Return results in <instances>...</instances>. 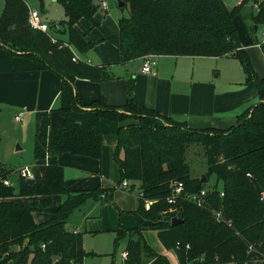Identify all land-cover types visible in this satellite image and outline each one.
<instances>
[{
    "label": "trees",
    "instance_id": "obj_1",
    "mask_svg": "<svg viewBox=\"0 0 264 264\" xmlns=\"http://www.w3.org/2000/svg\"><path fill=\"white\" fill-rule=\"evenodd\" d=\"M129 8L128 16L118 20V48L120 61L151 55L226 56L239 61L246 82L254 81L259 100L243 110L236 123L229 128L191 129L185 123L161 115L136 102L131 88L125 103L107 105L103 97L92 101L98 115L112 121L130 122L117 129V143L113 158L119 169V183L130 181L141 196L134 211L137 224L116 231L115 244L127 237L123 264H170L155 252L144 238V230H156L161 244L175 250L178 264H211L230 262L245 264L247 248L253 255L264 254V76H258L246 50L240 45L233 23L243 0L227 8L223 0H121ZM66 21L67 40L52 42L50 33L35 30L28 24V6L24 0H4L0 14V46L9 52L20 53L37 60L63 80L62 92L71 107L56 109L63 118V127L49 128L48 113L41 119L34 137L33 154L47 163L32 167L34 183L28 185L16 176L14 184L0 181V258L12 264H70L82 262L93 252L83 249L81 233L65 228L72 211L88 199H95L102 190L70 191L63 178L57 157L64 153L99 158L102 133L93 125L77 122L70 116V108H78V97L72 82L75 78L101 80L108 77L101 67L73 61L74 47L79 52L90 48L95 41H87L74 27L81 18L93 20L99 8L98 0H58ZM255 25H264V0L256 13L251 14ZM62 23V24H63ZM66 43V46L60 44ZM264 55V41L259 42ZM164 120L165 122L157 121ZM191 144L204 147L207 170L201 177H192L185 153ZM123 151V157L119 152ZM10 169H0V178L11 179ZM215 183L206 186L208 177ZM183 183V195L175 204L167 202L171 183ZM207 187L202 206L185 197ZM62 194L63 202L52 210L51 217L36 223L33 207L7 198L14 196ZM152 201L145 208V201ZM176 208L182 221L174 225L162 213ZM213 211L221 213L217 222ZM189 248H186V245ZM202 259V262L200 261Z\"/></svg>",
    "mask_w": 264,
    "mask_h": 264
},
{
    "label": "crops",
    "instance_id": "obj_2",
    "mask_svg": "<svg viewBox=\"0 0 264 264\" xmlns=\"http://www.w3.org/2000/svg\"><path fill=\"white\" fill-rule=\"evenodd\" d=\"M24 1L29 9H35L28 0ZM106 3L107 8L99 6L93 20L81 18L74 25L87 41L95 43L84 52H79L74 47H71V51L79 61L101 67L108 77L101 80L77 77L72 82L79 103L78 108H70V116L81 124L93 125L103 136L99 158L69 152L57 157L64 182L70 191H89L95 188L102 190L99 197L86 200L72 211L71 214L75 210L81 214L79 224L71 227L65 224V228L73 233L116 232L121 227L128 229L137 224L134 211L139 192L136 188L119 186V169L113 158L117 129L129 123L130 119L117 122L103 118L89 106L92 101L103 97L107 105H122L131 88L137 103L183 122L188 128L201 130L231 127L243 110L259 100L255 82H246L244 71L234 58L203 57L224 60L222 63L219 61L220 70L215 74L204 68L193 69L190 74L185 73L182 70L186 60L182 57L185 56L152 55L154 63L148 73L141 71L144 57L121 62L117 45L121 8L118 3L119 9L111 8L108 0ZM225 5L229 9L233 7ZM40 14L42 20L49 25L44 15ZM233 23L240 45L247 51L255 73L260 77L264 76V55L259 42L253 40V35L249 36L246 27L236 25L234 20ZM257 28L256 25L255 29ZM48 33L57 40H67L65 32L60 38L53 35L49 27ZM234 62H238V65ZM62 86L60 75L44 67L41 62L20 53L9 52L0 46V134L4 138V142L0 144L2 151L6 150L8 155L21 156L24 149L33 150L34 137L39 132L44 113H48L50 129L58 130L63 127V118L56 109L71 107V101L62 92ZM20 112L21 119L16 120L15 116ZM119 157H123L122 150ZM46 163V159L38 160L34 157V163L30 167ZM64 198L62 194H49L15 196L13 200L33 207V219L40 223L51 217V211ZM164 212L162 216L166 214ZM172 213L171 211L169 217ZM98 255L100 254L94 256ZM176 261L178 263L177 259ZM82 262L84 264V259Z\"/></svg>",
    "mask_w": 264,
    "mask_h": 264
},
{
    "label": "rangeland",
    "instance_id": "obj_3",
    "mask_svg": "<svg viewBox=\"0 0 264 264\" xmlns=\"http://www.w3.org/2000/svg\"><path fill=\"white\" fill-rule=\"evenodd\" d=\"M225 3L229 6H234L235 4H239L243 0H224ZM263 0H248L242 4L241 12L234 17V22L236 25H243L249 31V36L253 35V40L261 42L262 35L261 32L264 29L263 24H258L257 29H255V24L252 21L251 14L256 13L259 9L260 2ZM31 7L39 10L49 23L50 31L53 35H57L58 37L62 38L64 36V30L66 31V24L63 23L66 21V16L63 10V7L58 0H28ZM110 7L117 8V0H108ZM257 6L258 9L255 7ZM3 8V0H0V14ZM122 16H128L129 8L123 7L121 10ZM63 23V24H62ZM59 29V30H58ZM66 33V32H65ZM67 36V33H66ZM57 41V39H56ZM61 46H66L67 44L64 42L60 44ZM247 52V51H246ZM147 54L145 56H148ZM194 56H185L182 57L185 60V65L183 66L182 70L190 74L193 69H206L211 74H215L217 70L220 68L218 67L219 61L222 63L224 60H215L209 58H203L205 56H196V58H191ZM201 57V58H197ZM250 60V58H249ZM251 61V60H250ZM238 63V62H234ZM238 65V64H237ZM1 108V105H0ZM13 120V119H12ZM157 121L165 122L162 119H158ZM14 124V122H13ZM14 126V125H13ZM4 142L3 136L0 134V144ZM186 162L190 166V174L192 177L200 178L202 177L207 170L206 166V159L204 153V147L201 144H191L185 153ZM34 163V154L33 150L24 149L21 156H12L6 153V150L2 151L0 149V169H10L12 172L11 180L14 182L17 176L15 170L22 168V167H30ZM216 181L214 175H210L208 177V182L206 186H210L214 184ZM4 185V184H3ZM207 188V187H205ZM15 197V196H14ZM14 197L7 198V200H13ZM172 208L166 210L163 214L164 220L169 219V215L171 214ZM175 212L172 213L171 217L176 216L173 215ZM81 214L78 210H75L71 216L67 219V227H71L73 224H79L80 219L79 216ZM115 237L116 232H96L95 233H82V241L83 245L85 246L86 252L95 253L94 255L100 254L98 256H94L93 254L88 255L84 258V264H122V252L125 251L127 237L124 235L120 237L118 243L115 244ZM144 238L147 244L157 253H161L164 255L170 262V264H178L176 261L175 250L176 249H169L165 250L163 245L161 244L156 230L148 228L145 231ZM173 250V251H170ZM175 253V254H174ZM0 264H12L11 260L4 261V258H0ZM143 264H150V261H147Z\"/></svg>",
    "mask_w": 264,
    "mask_h": 264
},
{
    "label": "built area",
    "instance_id": "obj_4",
    "mask_svg": "<svg viewBox=\"0 0 264 264\" xmlns=\"http://www.w3.org/2000/svg\"><path fill=\"white\" fill-rule=\"evenodd\" d=\"M98 3L100 5V7H102L103 9L107 8L106 0H98ZM255 7L258 9L257 6H255ZM27 20H28V24L30 25L31 28H33L35 30L43 31L45 33H48L49 25L45 21L42 20L41 14H40V12L38 10L29 9L28 10V19ZM261 35H262V41H264V29L262 30ZM49 38H50V40L52 42L56 41V39L52 35H49ZM69 47L71 49V46H69ZM151 57H152L151 54L148 55V56H144L145 61H144L143 67L141 69V71L143 73H148L150 71L151 66L154 63ZM72 60L73 61H79L75 57L74 53H73V56H72ZM21 116H22V112L18 113L15 116V119L16 120H20ZM15 171H16L18 177H23L24 179L34 178V172H33L32 167L25 166V167H22V168H19V169L15 170ZM0 181L4 185H7V186H11V185L14 184V182L9 177L0 178ZM129 184L130 183H129L128 180L123 179L119 183V186L121 188H127L129 186ZM171 186H172V190H171V194L167 198V202L169 204H175L177 198H179L181 195H183L182 193H183L184 186H183V183L181 181H174V182L171 183ZM207 193H208V190H207V188L204 187V188H201L198 192L187 193L185 195V197H186V199L188 201H190L191 203L195 204L196 206H202V205H204L205 196H206ZM139 195L141 196V193H139ZM151 202L152 201H150V200H146L145 201V208L146 209L149 208V205L151 204ZM172 212H176V208H172ZM213 215H214V218H215V220L217 222L222 221L221 213L219 211H213ZM180 246H181L180 243L176 242L174 249H178ZM185 247L189 248V245L187 244ZM171 251H173V250H171ZM253 253H254V248L252 246H249L247 248V254L249 256H248V259L245 262V264H264V254L259 255V256H255V255H253ZM122 255H123V259H125L126 255H127L126 251H124L122 253ZM200 261L202 262V259H200ZM70 264H83V262L71 261ZM211 264H235V262L234 261H230V262H213Z\"/></svg>",
    "mask_w": 264,
    "mask_h": 264
},
{
    "label": "water",
    "instance_id": "obj_5",
    "mask_svg": "<svg viewBox=\"0 0 264 264\" xmlns=\"http://www.w3.org/2000/svg\"><path fill=\"white\" fill-rule=\"evenodd\" d=\"M117 3H118V6L119 7H122L123 5H124V3L121 1V0H117ZM25 182L28 184V185H32L33 183H34V178H30V179H25ZM201 182L202 183H205L206 182V177H205V175H203L202 177H201ZM182 220L181 219H179L177 216H173L172 218H171V224L172 225H174V224H176V223H180Z\"/></svg>",
    "mask_w": 264,
    "mask_h": 264
}]
</instances>
